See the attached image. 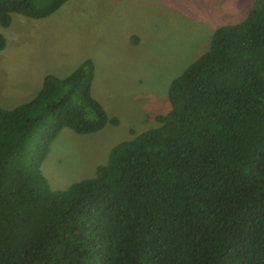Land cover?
I'll list each match as a JSON object with an SVG mask.
<instances>
[{
  "label": "trees",
  "instance_id": "obj_1",
  "mask_svg": "<svg viewBox=\"0 0 264 264\" xmlns=\"http://www.w3.org/2000/svg\"><path fill=\"white\" fill-rule=\"evenodd\" d=\"M66 1L0 0V50L13 12L45 18ZM93 78L87 58L0 105V264H264V0L170 81L157 126L53 189L41 164L61 129L119 122Z\"/></svg>",
  "mask_w": 264,
  "mask_h": 264
},
{
  "label": "rangeland",
  "instance_id": "obj_2",
  "mask_svg": "<svg viewBox=\"0 0 264 264\" xmlns=\"http://www.w3.org/2000/svg\"><path fill=\"white\" fill-rule=\"evenodd\" d=\"M254 0H67L45 18L13 12L0 50V105L28 101L47 74L65 77L94 63L92 96L114 125L79 134L61 129L41 171L51 188L94 176L120 141L158 125L170 81L205 52L214 30L243 19Z\"/></svg>",
  "mask_w": 264,
  "mask_h": 264
},
{
  "label": "crops",
  "instance_id": "obj_3",
  "mask_svg": "<svg viewBox=\"0 0 264 264\" xmlns=\"http://www.w3.org/2000/svg\"><path fill=\"white\" fill-rule=\"evenodd\" d=\"M43 78H44V76H43L42 78H40V83H39V84H36V86L39 85V88L41 87V84H42ZM34 95H35V94H34ZM34 95H33V96H34ZM33 96H32V97H33ZM30 99H31V98H30Z\"/></svg>",
  "mask_w": 264,
  "mask_h": 264
}]
</instances>
